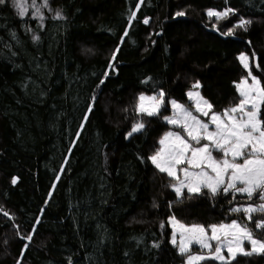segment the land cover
<instances>
[{
  "label": "trees",
  "instance_id": "obj_1",
  "mask_svg": "<svg viewBox=\"0 0 264 264\" xmlns=\"http://www.w3.org/2000/svg\"><path fill=\"white\" fill-rule=\"evenodd\" d=\"M30 1L24 17L14 0L0 4V264H187L173 216L239 220L264 239L254 226L264 214L233 211L259 193L177 196L150 159L170 99L188 102L199 83L215 110L237 104L241 54L264 86V0H51L42 19ZM161 91L160 115L137 111L141 93Z\"/></svg>",
  "mask_w": 264,
  "mask_h": 264
},
{
  "label": "snow or ice",
  "instance_id": "obj_2",
  "mask_svg": "<svg viewBox=\"0 0 264 264\" xmlns=\"http://www.w3.org/2000/svg\"><path fill=\"white\" fill-rule=\"evenodd\" d=\"M4 2L5 0H0V4ZM14 3L21 17L28 14L29 0H14ZM31 7L42 19L41 7L36 5L35 0H32ZM42 7H48V0H43ZM231 11H209L208 15L222 19ZM56 18L63 17L57 13ZM144 23L147 24L148 20L145 19ZM249 23L251 21L241 19L238 27L247 30ZM238 59L245 69H249L247 55L241 54ZM249 76L252 79L251 84L247 78L237 84L242 99L236 106L225 109L222 113L213 112L209 116L212 105L204 100L199 92L188 93L189 98L196 100L195 111L209 117V122L194 115L184 105L171 101L172 107L177 111L172 116H163L162 119L181 128L185 135L171 131L166 133L160 140L163 147L150 159L161 172L178 181V184L172 185L177 196H182L185 188L189 193L197 194L201 193L202 189H207L212 195H216L222 188L224 194L231 191L233 198L239 193L252 199L254 194L259 193L258 199L264 201V120L260 118L261 107L264 105V86L250 71ZM193 87L199 88L200 85L197 83ZM164 95L163 91L153 96L140 95L137 111L147 116L160 115ZM202 104L205 107H202ZM210 125H214L211 131ZM143 128V123H137L132 132ZM201 141L205 143L202 144ZM213 152L220 153V158L214 156ZM181 165L183 167H180ZM178 171L183 174V179L178 176ZM13 183H16V179H13ZM233 211L244 212L246 218L252 221L254 213L264 214V203L235 208ZM170 223L175 229L171 242L178 247L180 254L187 256V264H200L209 259L221 261L222 264H232L237 255L264 254V239L258 238L247 224L236 220L228 224H212L206 227L203 224L186 225L173 216ZM254 226L264 235V217L256 219ZM213 241L216 242L215 245ZM245 242L250 245V250H245ZM193 244L208 250V254H194ZM224 250H227L228 256L223 254Z\"/></svg>",
  "mask_w": 264,
  "mask_h": 264
},
{
  "label": "rangeland",
  "instance_id": "obj_3",
  "mask_svg": "<svg viewBox=\"0 0 264 264\" xmlns=\"http://www.w3.org/2000/svg\"><path fill=\"white\" fill-rule=\"evenodd\" d=\"M32 1H30V3H31ZM35 3H36V5L37 6H40L41 7V11H42V13H43V17H44V15L46 14V12H52V11H55V9L52 7V5H51V0H48V7L47 8H44V7H42V5H43V0H35ZM246 55V54H245ZM249 66H250V59H249ZM248 70V75L245 77V78H247L248 79V82H249V84H251L252 83V79H251V76H249V71L251 72V75L252 76H255V77H257L253 72H252V70L250 69V67H249V69H247ZM244 78V79H245ZM258 78V77H257ZM259 79V78H258ZM243 80V79H242ZM241 80V81H242ZM241 81H239L238 83H240ZM237 83V84H238ZM189 92H199L200 93V96L201 97H203L202 96V94H201V92H200V87L199 88H192L191 90H189ZM188 92V93H189ZM145 95V96H153V95H158V93H147V92H143V93H141L140 95ZM204 98V97H203ZM241 99H242V97H241ZM240 99V100H241ZM176 101V103L177 104H181V105H184V107L186 108V109H188L189 111H192L193 112V114L194 115H197V116H199L200 117V119H202L203 121H205V122H209V117H207V116H203V115H201L200 113H198V112H196L195 111V105H196V100L195 99H192V98H189V96H188V102H181V101H178V100H176V99H170V101H169V104H170V109H171V111H170V113L169 114H167L166 116H172L173 115V113L174 112H176L177 110L176 109H174L173 107H172V104H171V101ZM204 100H206L205 98H204ZM164 102H165V97H164ZM209 103V102H208ZM239 103V102H238ZM237 103V104H238ZM237 104H235V105H233V106H230V107H227V108H224L223 110H221V111H217V110H215L213 107H212V109H211V111H210V113H209V116L211 115V113H222L225 109H229V108H231V107H234V106H236ZM164 106V104L161 106V108H160V110L162 109V107ZM202 107H205L203 104L201 105ZM170 125V127L165 131V133L162 135V137H161V139H163L164 138V136H165V134L166 133H168V132H180L181 133V135H185L184 133H183V131H182V129L181 128H179V127H177L176 125H173V124H169ZM214 129V125H210V128H209V130L211 131V130H213ZM129 133H133L132 131H130ZM129 133H128V135H129ZM160 139V140H161ZM201 143L203 144V143H205V141H201ZM194 146H197V145H194ZM163 146L161 145L160 146V148H162ZM159 148V149H160ZM153 155H155V154H153ZM152 155V156H153ZM213 155L214 156H216L218 159L220 158V153H218V152H213ZM180 167H183V165H181ZM178 176L181 178V179H183V174L182 173H180L179 171H178ZM175 184H178V181L176 180V183ZM186 189V188H185ZM260 203H264V201H261ZM249 205H252V204H249ZM248 205H243L242 207H247ZM170 219H171V217L169 218V223H170ZM178 220V219H177ZM180 221V220H179ZM233 221V220H232ZM236 221H238L239 223H241V224H244V223H242L241 221H239V220H236ZM181 223H183V224H186V225H191V224H188V223H185V222H182V221H180ZM228 223H231V221H229V222H224V223H221V224H228ZM195 224H198V223H195ZM170 226H171V228H172V234H171V238H172V235H173V233H174V231H175V229L173 228V226L171 225V223H170ZM207 227V226H206ZM249 227V226H248ZM250 228V227H249ZM251 229V228H250ZM253 231V230H252ZM254 232V231H253ZM177 242H179V233H177ZM172 243V242H171ZM213 243V245H215V241H213L212 242ZM173 244V243H172ZM244 248H245V250H250V245L247 243V242H245V244H244ZM192 252L194 253V254H203V255H207L208 254V250H206V249H200L199 248V246L198 245H195V244H193L192 245ZM223 254L225 255V256H228V252H227V250H224V252H223Z\"/></svg>",
  "mask_w": 264,
  "mask_h": 264
}]
</instances>
